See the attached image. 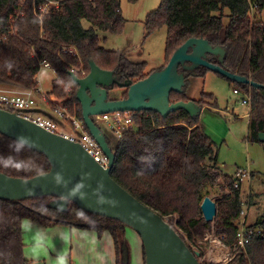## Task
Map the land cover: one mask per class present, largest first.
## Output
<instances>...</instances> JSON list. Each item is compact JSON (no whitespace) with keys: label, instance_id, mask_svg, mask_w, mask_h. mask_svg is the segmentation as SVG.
I'll list each match as a JSON object with an SVG mask.
<instances>
[{"label":"trees","instance_id":"trees-1","mask_svg":"<svg viewBox=\"0 0 264 264\" xmlns=\"http://www.w3.org/2000/svg\"><path fill=\"white\" fill-rule=\"evenodd\" d=\"M257 2L253 18L248 0H161L146 16L144 29L149 35L166 28L164 65L158 70L190 38L205 39L212 47L222 48V63L208 54L211 62L260 85L250 88L247 139L264 144L259 140V133H264V0ZM124 26L119 0H0V86L34 89L41 65L46 62L56 75L48 94L82 117L71 72L82 78V72L89 73L90 61L102 70L112 71L119 82L142 80L155 71L145 73L146 62H130L119 51L101 45V33L120 34ZM62 47L75 49L77 55L62 53ZM178 70L184 74L185 86L182 93L170 94L172 103L189 101L186 90L190 79L204 78L209 71L204 67ZM234 84L249 91L248 85ZM112 88L119 87L114 84ZM126 95L124 92L123 98ZM203 96L194 101L201 109L208 105L205 98L209 95ZM131 115L136 133L126 132L119 140L111 178L160 216L177 215V226L189 241L203 239L211 226L201 215L202 192L217 185L219 170L217 146L205 133L200 116H190L183 110L166 117L152 111ZM49 167L44 155L0 134V173L28 179L47 172ZM225 178L226 187L233 185L231 177ZM234 193V198L224 195L216 201L213 226L214 233L226 235L223 241L230 247L236 243L243 208L240 189ZM51 199H0V264H28L23 252L25 221L44 228L67 225L93 230L97 236L108 232L117 264H121V245L127 244L125 224L87 213L73 203L66 212H59L48 206ZM255 226L260 229L251 235L244 249L222 264H264V220ZM142 254L145 264L143 247Z\"/></svg>","mask_w":264,"mask_h":264},{"label":"water","instance_id":"water-1","mask_svg":"<svg viewBox=\"0 0 264 264\" xmlns=\"http://www.w3.org/2000/svg\"><path fill=\"white\" fill-rule=\"evenodd\" d=\"M208 54L222 63L225 52L218 46L212 47L205 39L190 38L162 69L142 80L119 82L112 71L102 70L92 61L84 77L70 73L77 86L76 98L81 106L82 120L107 157L106 168L95 162L79 143L51 133L24 117V114L43 116L60 125L51 112L0 107V134L44 155L50 166L47 172L28 179L0 173V199L22 201L51 197L48 206L59 212H66L69 203H73L87 213L117 220L135 231L142 243L145 264H202L200 253L190 250L164 217L139 202L111 178L119 139L108 129L115 140V145L111 146L96 119L113 112L152 111L166 117L171 112L183 110L190 116L203 115L202 109L191 100L170 102V94L182 93L185 86V77L179 67L183 70L204 67L231 82L260 87L246 77L210 63L206 59ZM114 84L126 89L125 98L111 96ZM259 140L264 142V133H259ZM200 211L205 222L212 223L217 204L210 197H204ZM128 263L129 250L122 244L121 264Z\"/></svg>","mask_w":264,"mask_h":264},{"label":"rangeland","instance_id":"rangeland-1","mask_svg":"<svg viewBox=\"0 0 264 264\" xmlns=\"http://www.w3.org/2000/svg\"><path fill=\"white\" fill-rule=\"evenodd\" d=\"M119 1L122 16L125 18L124 30L120 34L101 33L99 35L101 45L105 49L119 51L130 62H146V73L151 70L157 71L158 68L164 65L166 28L162 27L147 35L144 29V21L148 13L154 11L159 6L161 0ZM262 20L264 21L263 15ZM37 78L40 81L42 90L45 92L52 87L56 75L47 68H41ZM188 87L187 95L193 102L204 98L203 94L209 95L205 98L208 105L202 110L204 114L200 116V122L217 146V165L219 172L231 178H233L238 169L253 172L252 182H256L257 194L260 195L259 198L262 201L260 205L256 203V194L253 192L255 191V185L250 183L249 187L247 181L241 184V190L242 193H245L250 189L249 192L251 193L252 204H250L249 193L241 196V198L243 202L242 209H244L247 204L249 208L246 211L245 228L247 230L250 228L252 232L258 231L260 227L255 225L259 221L264 220V144L250 142L249 139H247L250 120V117H248L250 116L249 106L242 103L241 94L236 95V93L233 92L234 88H237L236 84L212 71H207L204 78L192 77ZM248 87L249 89L251 88L249 85ZM124 91V88L115 89L111 92V96L119 99ZM37 103L42 105L41 100H37ZM212 105L218 108L216 110L210 108ZM98 124L111 146H114L115 140L108 132L107 125L100 121ZM60 127L64 132H70L69 128L62 122H60ZM219 172L216 176L217 185L215 187L209 186L202 192L203 198L207 196L211 197L214 199L215 203L217 200H222L220 198L224 194L223 190L226 187V178L223 179ZM254 200L255 203L253 204ZM177 218L174 215L171 216V218L170 216H166L167 222L172 225L177 233L184 237L186 244L195 247L198 252H203L205 255L209 250L208 243L204 242V238L196 239L193 242L189 241L185 234L178 228L177 224L175 225L174 220ZM241 218H244V216L241 217L240 215L239 220H241ZM214 221L210 223L211 231L214 228ZM28 223V221H25L22 228L24 236L26 231L25 226H27ZM34 223L39 225L37 222ZM125 231V241L129 250L128 264H144L142 243L139 236L130 228H126ZM32 233L33 229L29 227L24 241L27 245V253H31L32 248L35 250L39 248L35 247L33 244V238H31ZM56 240L62 242L61 238L58 236ZM199 242H202V244ZM43 243L46 245L48 244L45 238ZM88 246L89 245L82 239H78L77 246L73 243V247L74 255H76L77 249H80L79 255H77V258H72L71 261L70 258L65 260H67L68 264H85L84 261L88 253ZM57 249L58 247L56 246L52 254H54ZM81 250L84 251V254L81 253ZM65 254L66 252L58 256L61 258ZM226 255V252L221 250L220 255H217L213 261L207 262L206 260H200V262L202 264L226 263ZM203 256L200 258L202 259ZM44 258L45 260L27 256L29 264H51V261L47 259L46 256H44ZM62 259H54L55 261L53 264H65Z\"/></svg>","mask_w":264,"mask_h":264},{"label":"built area","instance_id":"built-area-1","mask_svg":"<svg viewBox=\"0 0 264 264\" xmlns=\"http://www.w3.org/2000/svg\"><path fill=\"white\" fill-rule=\"evenodd\" d=\"M248 2L250 5L251 16L254 18L255 10L256 8H258V2L257 0H248ZM62 53L77 55V51L75 49L66 47H62ZM41 68H47L52 73H54V70L46 62H43ZM81 76L84 77L85 73L82 72ZM48 92H44L42 90L40 81L37 78V84L34 89L0 90V107L9 108L12 110L31 109L37 107V100H41L42 107L51 112L59 122L65 124L69 128L70 132H64L58 123L43 116L24 114V117L51 133L58 134L72 142L79 143L95 162H97L103 168H106L108 166V159L103 154L101 148L94 140V138L89 134L82 120V117L77 116L76 113H71L65 107L63 101L57 100L55 96L49 95ZM233 92L236 93V95L241 94L242 103L248 105L250 110V91L244 92L239 88H234ZM96 120L105 123L107 125V128L119 140L126 132L133 134L136 133L131 112L106 113L97 116ZM222 178L224 179V177ZM250 178L251 173L249 171L238 169L232 178L233 185L224 188V194L220 199H222L224 195H230L231 198H234V191L239 190L241 188V184L244 181H249ZM247 209L248 205H245V208L240 212L241 217L244 216V218H241V220H239V229L236 233V243L232 247L227 246L224 243L223 240L224 238H226L225 234L217 235L213 230L210 233L205 234L204 242L208 243L209 250L205 253V255L203 254L204 256L202 255V259L200 258L201 261L206 260L207 262H211L217 255H220L221 250H224L227 254L226 262H228L239 249H244L251 235L257 231L256 230L252 232L250 228L249 230L245 228V217ZM174 216L177 218L176 215ZM164 219L166 220V217ZM177 221L178 218L174 220L175 225L177 224ZM199 243L202 244V242ZM188 246H190L192 251H197L195 247H192L191 245Z\"/></svg>","mask_w":264,"mask_h":264},{"label":"crops","instance_id":"crops-1","mask_svg":"<svg viewBox=\"0 0 264 264\" xmlns=\"http://www.w3.org/2000/svg\"><path fill=\"white\" fill-rule=\"evenodd\" d=\"M146 71H147V67H146L145 73ZM12 89H16V88H8V87L0 86V90H12ZM50 89H48L45 92L50 91ZM210 108L216 110L218 107L213 105V106H210ZM37 109L42 112L48 113V110L46 108H43L42 105H40L39 103H37V107L34 108L33 110H37ZM204 131L207 134V136L213 141L210 135L206 132L205 128H204ZM250 173H251V178L249 181H247L248 186L250 187V183H252V185H255V191L253 192L256 194L255 195L256 203L260 205L262 200L259 198L260 195L257 194L258 192L256 190V187H257L256 182L255 183L252 182L253 172H250ZM220 176L225 177L226 175L220 173ZM249 190L245 193H242V190L240 188V193H241V196L249 193L250 204H252L251 193L249 192ZM211 199L214 200L213 198ZM254 203H255V200L253 204ZM28 222L29 223L27 224V226H25L26 228L25 236L27 235L28 228L31 227L33 229V233L31 235V238H33V244L35 247H39V248L37 250L32 248L31 253L26 252L27 245L24 243L26 238L24 236V232L22 229V237H23V244H24L23 252H24V257L26 258L27 261H28L27 256H32L34 258H42L43 260H45L44 256H46V258L51 261V264H53V262L55 261L54 259L61 260L63 257L62 260L64 261V263L68 264L67 260L65 259L70 258V261H71L72 258H77V255H79V251H80V249H77V253L76 255H74L73 243L77 246V240L82 239L84 242H86L89 245L88 253L86 255V260L84 261L85 264H117V255L114 249L112 238L108 232H104L101 236H97L96 232L93 230L82 229V228H77V227H70L67 225H56L50 228H44V227H41L40 225H36L34 222H30V221ZM28 225H32V226H28ZM57 236L61 238L62 242H59L58 240H56ZM44 238L48 242L47 245L43 243ZM56 246L58 247V249L54 254H52ZM64 252H66V254L63 255L61 258H59L58 255H62ZM81 253L84 254V251L81 250Z\"/></svg>","mask_w":264,"mask_h":264},{"label":"flooded vegetation","instance_id":"flooded-vegetation-1","mask_svg":"<svg viewBox=\"0 0 264 264\" xmlns=\"http://www.w3.org/2000/svg\"><path fill=\"white\" fill-rule=\"evenodd\" d=\"M206 59H207L210 63H213V62L210 61L211 58H209L208 55L206 56ZM211 60H212V59H211ZM213 64H214V63H213ZM249 91H250V90H249ZM124 92H126V89H125ZM124 92H123V93H124ZM123 93L120 95V97H119L120 99L123 98Z\"/></svg>","mask_w":264,"mask_h":264}]
</instances>
